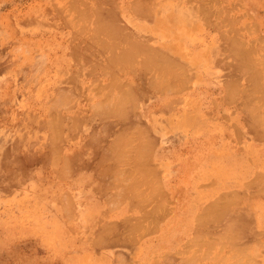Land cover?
Instances as JSON below:
<instances>
[{
  "label": "crops",
  "instance_id": "1",
  "mask_svg": "<svg viewBox=\"0 0 264 264\" xmlns=\"http://www.w3.org/2000/svg\"><path fill=\"white\" fill-rule=\"evenodd\" d=\"M0 264H264V0H0Z\"/></svg>",
  "mask_w": 264,
  "mask_h": 264
},
{
  "label": "bare ground",
  "instance_id": "2",
  "mask_svg": "<svg viewBox=\"0 0 264 264\" xmlns=\"http://www.w3.org/2000/svg\"><path fill=\"white\" fill-rule=\"evenodd\" d=\"M111 125V124H110Z\"/></svg>",
  "mask_w": 264,
  "mask_h": 264
}]
</instances>
